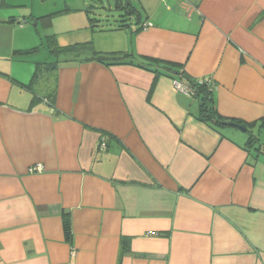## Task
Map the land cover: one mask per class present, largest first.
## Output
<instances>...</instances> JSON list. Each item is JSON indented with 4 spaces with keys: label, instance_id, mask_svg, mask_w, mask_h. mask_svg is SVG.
<instances>
[{
    "label": "crops",
    "instance_id": "1",
    "mask_svg": "<svg viewBox=\"0 0 264 264\" xmlns=\"http://www.w3.org/2000/svg\"><path fill=\"white\" fill-rule=\"evenodd\" d=\"M138 2L143 17L113 0L110 21L85 0H0V264H264V0ZM48 35L212 77L216 112L246 130L202 120L170 77L91 52L25 88L47 61L16 51Z\"/></svg>",
    "mask_w": 264,
    "mask_h": 264
},
{
    "label": "trees",
    "instance_id": "2",
    "mask_svg": "<svg viewBox=\"0 0 264 264\" xmlns=\"http://www.w3.org/2000/svg\"><path fill=\"white\" fill-rule=\"evenodd\" d=\"M128 5L131 6L129 1ZM56 14H58V12L46 14L40 17V20L45 26L48 27L51 24L52 18ZM34 24L36 23L34 22ZM45 45L47 46L49 52L56 56V59L52 62L36 63L30 82L28 84H22V86H24L25 88H31L38 80L39 75L43 70L54 69L60 62V60L58 59L60 56L64 58L69 55H73L75 58H78L82 53L91 52V56L85 57L82 60H96L106 65L132 64L144 68L146 70L152 71L156 77L160 75H165L170 77L172 80H178L194 90V94L192 96L197 97L199 100L200 117L202 120L212 123L215 126H224L227 125L228 122L233 121L221 116L216 112L212 95L213 88H210L205 83H201L199 79L195 80L189 77L184 71L182 65L179 63L145 56L131 57L130 54L125 52H95L93 50L92 44L89 42L74 43L67 46H59L57 45L55 37L53 35L46 36ZM38 49L39 46H36L27 50H19L16 52L25 54L36 51ZM250 139L251 137L248 139V142L250 141ZM61 215L65 238L66 240L70 241L72 238V231L70 226L69 213L68 211L64 210L62 211ZM128 248L129 238L122 237L120 255L128 251Z\"/></svg>",
    "mask_w": 264,
    "mask_h": 264
},
{
    "label": "rangeland",
    "instance_id": "3",
    "mask_svg": "<svg viewBox=\"0 0 264 264\" xmlns=\"http://www.w3.org/2000/svg\"><path fill=\"white\" fill-rule=\"evenodd\" d=\"M86 3H89L91 5L94 6V8H90L91 9V16L93 18H98L99 16L103 17V18H107L110 19V21H112V19L117 18L119 12L115 11L114 9H112V4H113V0H85ZM134 4V6H136L138 9H140L141 15L142 17L144 16V11L141 9L140 4L138 2V0H131ZM103 24H106V21L102 22ZM39 32L40 35L42 36V38L46 35V34H50L51 33V29L49 27H44L42 22H39ZM39 54V56L37 57L39 61H43L46 60L47 62H52L56 59V56H54L53 54H50L47 46L45 45V41L41 43V45H39V51L36 52ZM42 82V81H41ZM40 92V90H38ZM261 159H264L261 157Z\"/></svg>",
    "mask_w": 264,
    "mask_h": 264
},
{
    "label": "built area",
    "instance_id": "4",
    "mask_svg": "<svg viewBox=\"0 0 264 264\" xmlns=\"http://www.w3.org/2000/svg\"><path fill=\"white\" fill-rule=\"evenodd\" d=\"M148 25H150V23H144V24L142 25V28H145V27L148 26ZM199 81H200L201 83H205L206 85H208L210 88H213V89H214V87H215V85H216V83H215V81L212 79V77H209V76L202 77V78L199 79ZM173 85H174V88H175L176 90H178V91H181V92H183V93H185V94H188V95H193V94H194V90H193L191 87H189V86H187V85L181 83V82L178 81V80L173 79ZM100 147H104V143H103V142L100 143ZM43 168H44L43 164L40 163V162H38V163H33V164H31V165L27 168V171L30 172V173H36V172H40V171H42Z\"/></svg>",
    "mask_w": 264,
    "mask_h": 264
},
{
    "label": "water",
    "instance_id": "5",
    "mask_svg": "<svg viewBox=\"0 0 264 264\" xmlns=\"http://www.w3.org/2000/svg\"><path fill=\"white\" fill-rule=\"evenodd\" d=\"M227 125H230V126H233V127H236L238 128L239 130L241 131H245L246 130V127L240 123H237V122H234V121H230L227 123Z\"/></svg>",
    "mask_w": 264,
    "mask_h": 264
}]
</instances>
